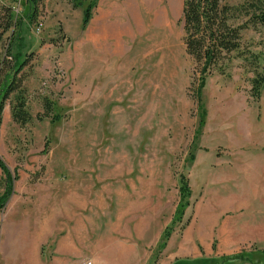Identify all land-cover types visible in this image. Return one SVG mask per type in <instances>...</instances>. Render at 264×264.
Returning a JSON list of instances; mask_svg holds the SVG:
<instances>
[{
  "label": "rangeland",
  "instance_id": "1",
  "mask_svg": "<svg viewBox=\"0 0 264 264\" xmlns=\"http://www.w3.org/2000/svg\"><path fill=\"white\" fill-rule=\"evenodd\" d=\"M88 1L1 0L21 25L2 37L0 60L12 65L7 50L23 57L30 120H12L11 93L0 158L18 177L0 210V264H192L184 233L197 244L209 216L211 256L264 264V90L250 96L253 62L234 58L200 88L183 46V0H128L131 16L121 4L113 19L97 11L82 27ZM117 31L130 35L117 43ZM240 35L263 67L264 25ZM180 176L191 192L182 201Z\"/></svg>",
  "mask_w": 264,
  "mask_h": 264
},
{
  "label": "trees",
  "instance_id": "2",
  "mask_svg": "<svg viewBox=\"0 0 264 264\" xmlns=\"http://www.w3.org/2000/svg\"><path fill=\"white\" fill-rule=\"evenodd\" d=\"M10 1L12 3H17L19 0ZM97 1L98 0H89L84 7L81 19L82 27H86L89 23L92 17V10ZM28 2L34 7L38 4V0H28ZM72 3V7L76 8L80 0H72ZM179 21L183 32L185 53L192 59L198 69V87L202 88L205 85L206 79L213 72L225 75V69L234 58H240L246 55L254 65V77L251 80L250 96L253 100H258L260 98L264 90V66L259 68L258 54L243 51L240 32L247 29L254 31L258 26L264 25V0H236V2L232 4L228 2V0H183ZM18 25H21L20 21L17 20V18L13 19L11 17V8L5 9V7L0 5V42L8 31H10L12 35L14 33L12 29L16 28ZM9 39L10 38H8V40ZM7 56L11 57L13 63L11 66H7L4 60H0V72L7 71L5 74L6 76L9 75V73L12 74L10 75L9 81L3 78V82L0 83V113L9 95L17 91L14 98L15 104L10 107V114L15 123L24 125L29 122L30 116L25 110L21 77L17 78V74L24 67L25 62L23 60L19 62L23 57H21L20 54H16L15 56L11 55L9 50H7ZM196 92L197 106L200 108V92L198 88ZM45 113L47 117H51V105L49 102L45 103ZM56 119H58V116H54L52 121ZM0 172L1 210L12 192L13 183L18 177V173L16 169L11 173L1 158ZM178 187L180 201H182V199H187L191 192L185 177H179ZM179 214H181V212ZM167 235L168 234L165 235V239H167ZM165 242L166 240L162 241L160 246L161 249L164 248ZM225 259H236L245 261L249 264H257L244 253L230 257L221 256L216 258L197 259L189 261V263L223 264Z\"/></svg>",
  "mask_w": 264,
  "mask_h": 264
},
{
  "label": "crops",
  "instance_id": "3",
  "mask_svg": "<svg viewBox=\"0 0 264 264\" xmlns=\"http://www.w3.org/2000/svg\"><path fill=\"white\" fill-rule=\"evenodd\" d=\"M52 1L55 2V4L53 6L57 7L59 3H56V2H59V0H52ZM127 1L128 0H98L94 9L92 10V18L94 15L97 14V11H98L101 13V15L103 14L105 17L108 16L109 19H113L114 18L113 15L115 14V12L117 13V11L120 10L119 7L121 6V4H124L125 7H127V5L130 6V11L126 10L125 13L126 14L129 13L131 16V3L127 2ZM88 29H89V25H88ZM95 32L96 31H91L89 35L91 36L92 35L91 33L96 35L97 32L96 33ZM116 33H118L116 35L117 39L114 38V34L112 35V39L117 43L119 42L118 38L121 37L120 35H122V36H129L130 35L128 32H120L119 33V31H117ZM100 39H101L100 35H96V38L94 41H99ZM205 217H203V218H205ZM203 218H201V220ZM214 219L215 218H212V216H209L207 219V222H205V224L203 226L199 223V225H198L199 229H198V232L196 234L198 242L195 245L193 243V240L191 241V243L188 242V239H190L191 237L188 233H184V240L186 241V247H190V250H191V251H188V253L190 254L191 257H189L187 260L208 259V258H216L217 257V256H214V257L211 256L212 250L216 249L214 246V243L212 242V235H213L212 229H213V227L215 228V223H213V225H212L211 221H213ZM203 222H204V219H203ZM204 226H206V227H204ZM40 229H41V227H40ZM230 235L234 236L233 237L234 239L237 238L234 235V232H232V231H231ZM216 237H217V235H216ZM37 238L38 237H34L32 239L31 246L37 242ZM28 249H30V246L23 249V252H25L26 257H27L26 251ZM230 253L231 254H229V255H235V253H232V252H230ZM179 260H181V258H175L173 261H171V263H168V264H173L174 262L179 261Z\"/></svg>",
  "mask_w": 264,
  "mask_h": 264
},
{
  "label": "bare ground",
  "instance_id": "4",
  "mask_svg": "<svg viewBox=\"0 0 264 264\" xmlns=\"http://www.w3.org/2000/svg\"><path fill=\"white\" fill-rule=\"evenodd\" d=\"M30 249L33 250V245H32V246L30 245ZM30 249H28V250L26 251L27 257H28V256L31 254V252H32ZM34 264H35V263H34Z\"/></svg>",
  "mask_w": 264,
  "mask_h": 264
},
{
  "label": "built area",
  "instance_id": "5",
  "mask_svg": "<svg viewBox=\"0 0 264 264\" xmlns=\"http://www.w3.org/2000/svg\"><path fill=\"white\" fill-rule=\"evenodd\" d=\"M0 3H1V0H0Z\"/></svg>",
  "mask_w": 264,
  "mask_h": 264
}]
</instances>
